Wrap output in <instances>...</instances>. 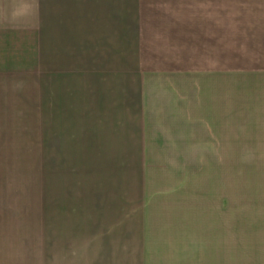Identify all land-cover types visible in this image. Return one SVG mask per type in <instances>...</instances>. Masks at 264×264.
Segmentation results:
<instances>
[{
	"label": "rangeland",
	"instance_id": "374dc122",
	"mask_svg": "<svg viewBox=\"0 0 264 264\" xmlns=\"http://www.w3.org/2000/svg\"><path fill=\"white\" fill-rule=\"evenodd\" d=\"M251 1L253 8L247 0H0V183L12 182L0 184V202L33 218L41 178L50 204L68 203L54 200L90 187L95 195L119 192L127 213L139 219L167 207L162 216L173 211L177 225L190 210L221 211L216 223L213 216L192 218V237L215 231L231 243V255L185 247V256L153 263L194 264L190 251L205 253L200 261L207 264H264V142L246 135L244 121L237 134L224 127L201 145L191 143L194 129L184 130L180 142H190L180 146L168 136L183 96L192 103L198 95L170 72L242 70L246 16L264 13ZM249 23L253 31L264 26L262 19ZM115 49L126 61L125 147L109 135L117 129L104 126L118 114L98 96L99 79L86 91L85 77L98 68L92 62L99 66L106 57L112 64ZM224 89L223 99L230 94ZM134 261L127 249L125 264Z\"/></svg>",
	"mask_w": 264,
	"mask_h": 264
},
{
	"label": "crops",
	"instance_id": "0c3cea01",
	"mask_svg": "<svg viewBox=\"0 0 264 264\" xmlns=\"http://www.w3.org/2000/svg\"><path fill=\"white\" fill-rule=\"evenodd\" d=\"M253 1L256 3L255 8L262 12L264 0ZM247 2L249 3L247 8H253L250 6L252 1L247 0ZM2 7L9 6L3 4ZM256 18L262 19L263 22L264 13L259 14L257 11L252 17L249 12L246 16L247 23L243 37L246 60L242 70L188 67L170 72L172 74L169 77L174 75L173 78L181 79V82L186 81L189 89L195 87L198 94L191 103L188 101L190 98L184 95L186 86L183 91L181 90L184 95L182 109L177 110L179 115L174 116L175 118L168 119V123L172 121L171 128H173L168 136L179 140L173 139L175 145L180 146L183 142H190L189 139L180 142L186 139L185 129L192 131L194 129V134L189 135L194 145H201L207 138L209 140L216 138L215 130H223L224 127H228L226 131H229L227 133L231 137L239 130L238 121L245 122L244 130L248 137L264 142V26L260 25V31H253L249 27L250 19L254 21ZM113 52L117 54V58H112V64L106 57L101 58L99 66H95L94 61L92 62L93 68H98L89 71V77H85L88 81L86 91L88 94L92 93L94 88L91 80L99 79L98 96H106L112 101L113 110H117L118 114V120L111 122L109 120L104 126H109L110 129L116 128L117 130L110 131L109 135L112 134L115 144L125 147V134L121 131H125L126 126V61L123 57L120 63V51L115 49ZM81 75L83 74L80 73ZM105 81L109 84H105ZM141 84L139 80L138 88ZM223 88L230 92L228 98H222ZM201 93L204 97L200 96ZM48 95H50L49 90ZM243 111L244 117L239 116ZM41 152L42 150L39 154ZM43 181L44 179L41 178L36 180V216L33 218L17 205L13 204L9 208L0 202V264H125L127 249H133L135 264H152L153 261L158 262L162 258L168 259L166 261L168 262L175 256L183 257L185 247L188 250L195 247L201 251L209 249V254L217 253L218 256L224 252L231 255V243L227 244L221 235L215 234V231L211 233L205 231L203 235L196 233V240L192 237L198 230L197 226L191 223L192 218L213 216V222L216 223L215 218L221 216V211L203 214L200 212V215H194L190 210L180 215L177 225L175 219L178 215L173 211L171 213L175 219L171 215L162 216L168 211L167 207L161 209L159 214H149L139 219L140 216L135 211L133 215L127 213V201L119 192L117 194L102 192L95 195L90 187L61 195L64 197L67 195L69 199L54 200L68 201V203L50 204L47 199H51L49 197L52 195L43 193L42 187H39L43 185ZM31 183L35 182L26 184ZM181 191L187 192L186 189ZM203 192L206 193V190ZM222 201L223 199L221 203ZM224 201L226 202L224 204H227V201ZM66 205L70 208H60ZM164 205L166 206V203ZM214 214H217L216 217ZM127 217H132V220L127 222ZM159 218H166L162 227H157ZM165 236L172 242L164 243ZM160 248H168V250L161 253L160 251L164 249ZM227 249L229 251H225ZM186 255L192 257L191 260L187 259L189 263L194 261V264H207L206 260L200 261V257L204 258L205 253L195 254L188 251ZM183 263L180 261L176 264Z\"/></svg>",
	"mask_w": 264,
	"mask_h": 264
}]
</instances>
